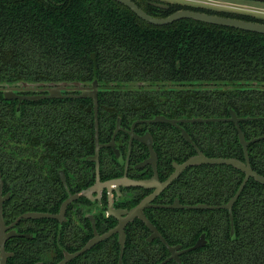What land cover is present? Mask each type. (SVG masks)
Here are the masks:
<instances>
[{"label": "trees", "instance_id": "trees-1", "mask_svg": "<svg viewBox=\"0 0 264 264\" xmlns=\"http://www.w3.org/2000/svg\"><path fill=\"white\" fill-rule=\"evenodd\" d=\"M133 1L156 17L192 9L264 23L251 14L181 4L160 13L148 0ZM80 78H97L103 86L132 80L123 84L132 89H137L134 83L144 87L147 82L143 80L163 81L172 86L164 104L159 106L154 95L144 103L137 91L131 103L145 107L149 102L160 110L179 104L183 112L207 118L227 116L233 110L249 118L240 123L246 139L264 136V34L192 19L153 25L115 0H0V82ZM111 89L100 88L99 106L113 105L118 98L126 103V94ZM16 105L17 100L4 99L0 91V171L3 190L12 193L3 204L7 223L30 210L35 198L46 200L52 195L41 182L42 191L32 194L29 202L30 194L16 188V183L30 181L36 172L42 175L40 171H51L55 163H61L57 157L48 158V153L71 154L81 138L79 132L88 130L92 111L88 99L24 100L19 114ZM207 125L215 127V147L209 149H216L208 154L244 159L232 123ZM192 137L205 145V136ZM248 155L252 169L264 176V138L249 143ZM242 178L241 172L227 165H201L179 179V197L187 204H224ZM232 216L234 238L225 209L181 212L176 217V236L164 232L167 241L187 248L206 233L207 243L182 254L179 263L165 264H264V185L249 178L232 207ZM35 228L31 241L21 239L18 244L15 237L6 241L5 249L13 254L6 264L47 260V224L37 221ZM126 245L124 264L159 262L167 255L157 249L160 255L151 259L143 252H131L129 242ZM88 261L116 264L117 256L100 254Z\"/></svg>", "mask_w": 264, "mask_h": 264}, {"label": "flooded vegetation", "instance_id": "flooded-vegetation-1", "mask_svg": "<svg viewBox=\"0 0 264 264\" xmlns=\"http://www.w3.org/2000/svg\"><path fill=\"white\" fill-rule=\"evenodd\" d=\"M147 3L160 10V13L170 10L173 4L189 6L185 3L160 0H148ZM154 4H165L167 8L158 7ZM94 80L97 81L98 88L97 128H95L94 124L92 99L78 97L81 91L77 90L78 87H89ZM131 81L110 82L109 85L103 86L97 78H80L56 81L48 80L45 81L46 85L44 86L42 84L36 85L37 88H58L61 86L60 84H63L64 89L60 91L62 97H44L34 101L43 99H88L92 103V111L89 115V124L87 125L88 130L79 132L81 133V138L78 140L75 148L71 150V154H50L49 156L48 153V158L57 157L61 163H55L56 166L51 171H40L42 175L36 172L30 181L26 179L16 183V188H19L25 194H30L27 198L29 202L31 201L32 194L42 191L44 185L41 182H44L46 185L45 192L49 190L52 193L46 200L39 199L38 201L35 198V203L31 207L29 206L31 209L23 212H41L51 216L39 219L21 218L13 226L16 232L31 235L29 238L24 236L15 237L18 238L17 243L21 244V239L32 240L34 231H36L35 225L37 221H43L47 224L49 249L47 260L45 262L39 261L40 264H58L64 259L65 253L73 254L81 250L89 241L117 227L121 228L125 238L122 261L128 242L131 252H143L145 256L151 257V259L160 255L157 249H162V255L167 253L163 258L165 260L170 255L166 244L169 246L180 244L168 242L164 232L174 238L179 231L176 217H179L181 212L196 210L181 207L195 204L181 202L179 197V179L184 174L189 175L191 170L201 165L214 166L227 164H197L185 167L180 171H177L176 167L196 155L197 151H200L209 158H236L241 161L244 160L237 156L223 154L214 156L208 154V152L211 153L216 150L209 149L210 147H215L213 144V134H215L213 133V129L215 127L207 125L208 123L230 122L237 132L236 125L232 121L222 120L228 118L230 112L227 116L214 117L221 120L212 121L210 119L213 117L207 118L183 112V107L180 106L179 108V104H173L174 107L167 110L152 108L149 102H147L145 107H135L131 103V95L136 94L135 91L142 93L143 99L141 100L144 103L149 100L151 95H154L155 102L160 106L164 104L167 92L172 91L170 88L172 86L162 84L163 81L153 80H143L142 82L147 83L141 88H139L140 85L139 87L136 85L137 89L123 85ZM105 87L112 88L109 91L120 93L122 96L126 94L128 100L125 103L118 98L114 100L113 105H109L111 104L109 103L99 106L100 88ZM20 93L48 95L49 92L33 91ZM236 116L243 118L237 114ZM157 117H162L167 121L156 120ZM242 121L244 120L239 121V127ZM182 131L187 133L191 142L184 138ZM193 135L205 136V145L194 141ZM238 171L244 177V173L240 170ZM174 173L177 175L165 183ZM3 188L4 184L2 194H9V197L5 200L7 201L12 193L10 190L4 191ZM45 192H42V194ZM149 197L150 199L142 207V213L160 235L152 239L149 238L154 231L146 225L144 220H141L138 216L125 220L132 209L136 208L144 199ZM64 203V211L61 213ZM23 213L18 214L13 220ZM56 215L58 217H54ZM5 224L9 223L5 221ZM201 235H204L206 244V233H201L196 241ZM118 239L119 231H114L109 236L96 242L89 249L68 260L65 264H93L89 261L85 262V260L90 258L95 259L100 254L116 255V264H118L120 253ZM116 244L117 249L115 248ZM180 249H184V247L180 245ZM181 255H179V258ZM163 260L159 262L152 261L149 264H160Z\"/></svg>", "mask_w": 264, "mask_h": 264}, {"label": "water", "instance_id": "water-1", "mask_svg": "<svg viewBox=\"0 0 264 264\" xmlns=\"http://www.w3.org/2000/svg\"><path fill=\"white\" fill-rule=\"evenodd\" d=\"M118 3L122 4L123 6L127 7L131 12H133L137 17L140 19L153 24V25H167L170 23H173L175 21H178L180 19H192L199 22L207 23V24H213V25H219V26H225V27H231L236 28L239 30L249 31V32H255L259 34H264V23L258 22V21H250V20H243L239 18H233L213 13H207L203 11H197L192 9H178L173 12H171L169 15L165 17H156L148 14L146 11H144L140 6H138L133 0H115ZM257 2H263L264 0H252ZM158 7L167 8V5L165 4H154ZM42 84L43 86L46 85V83H36V82H15L12 84L8 83H0V91L3 93V97L6 100H17L16 105V112L19 114L20 112V105L21 102L24 100H38L42 99L44 97L51 98V97H62V94L60 91L63 88V84H60V87H52V88H37L36 85ZM80 84V83H79ZM134 85H139L138 83H134ZM77 90L81 91V93L78 95V97H88L92 99L93 101V109H94V124L95 128H97V81L94 80L89 87H78ZM33 91H48V95H35V94H22L20 92H33ZM71 96V95H69ZM165 120L162 117H157L156 120ZM249 118H239L236 116L235 112L230 110V116L226 119L227 121H232L237 128L238 132V139L239 142L243 148L244 152V160H238L236 158H209L203 155L200 151H197V154L190 157L188 160H186L184 163L179 165L177 168V171H180L184 169L185 167L191 166V165H197V164H227L230 165L244 173V177L239 184L236 192L229 198V200L221 205H209L205 203H198L195 205H189V206H181L188 209H217L222 208L226 209L228 211L229 220H230V236L231 238H234V224H233V216H232V207L239 197L240 193L242 192L245 184L247 183L249 178H253L256 182L264 185V176L261 174H258L256 171H254L251 167L250 161H249V155H248V144L251 142H254L258 139H263L264 136L260 137H254L251 140H246L245 136L242 132V130L239 127V121L241 120H247ZM200 121L199 119H196ZM210 120L216 121L221 119L211 118ZM182 135L186 140L191 142L190 138L188 137L187 133L185 131H182ZM177 174L174 173L165 183L169 182L173 177H175ZM145 185V183H143ZM2 187L3 182L1 178L0 173V264H6L7 258L12 256V252H9L5 249V243L9 238L12 237H31L30 234H22L18 233L13 229V226L17 221L21 218H34L39 219L43 217H49L51 215L41 212H28L23 213L22 215L18 216L15 220H13L9 224H5V220L3 217V202L9 197V194L6 193L5 195L2 194ZM151 197V196H150ZM144 199L140 205H138L136 208L132 209L129 214L127 215L125 220H130L134 216H138L141 220H144L146 222V225H148L154 232L150 236L149 239H152L156 236H160L159 233L156 231L155 227L152 226V224L149 222V220L146 219V217L142 213V207L146 204V202L150 199ZM65 203L62 205L61 213L64 211ZM174 206V205H173ZM168 207V206H167ZM58 217V215L54 216ZM119 231V247H120V253L118 258V264H122V253L125 243L124 234L120 227L115 228L114 230L109 231L108 233L99 236L98 238H94L93 240L89 241L81 250L73 253V254H67L65 253L64 259L61 260L58 264H65L68 260L72 259L73 257L77 256L78 254L82 253L83 251L89 249L91 246H93L96 242L104 239L105 237L109 236L112 232ZM205 244L204 241V235H201L200 238L195 242V244L189 248L180 249V245L175 246H169L166 244L170 255L165 260H163L160 264H165L169 260L173 259L177 263L180 262L179 255L186 253L191 250H195ZM34 264H40L39 262H36Z\"/></svg>", "mask_w": 264, "mask_h": 264}, {"label": "rangeland", "instance_id": "rangeland-1", "mask_svg": "<svg viewBox=\"0 0 264 264\" xmlns=\"http://www.w3.org/2000/svg\"><path fill=\"white\" fill-rule=\"evenodd\" d=\"M179 2L191 7H201L217 11L251 14L264 19V3L252 0H160Z\"/></svg>", "mask_w": 264, "mask_h": 264}]
</instances>
